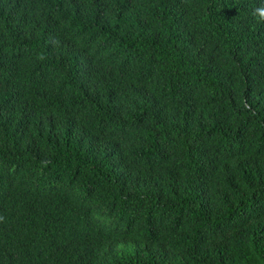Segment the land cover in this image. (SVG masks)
I'll return each instance as SVG.
<instances>
[{
	"label": "trees",
	"instance_id": "1",
	"mask_svg": "<svg viewBox=\"0 0 264 264\" xmlns=\"http://www.w3.org/2000/svg\"><path fill=\"white\" fill-rule=\"evenodd\" d=\"M261 8L0 0V264H264Z\"/></svg>",
	"mask_w": 264,
	"mask_h": 264
},
{
	"label": "clouds",
	"instance_id": "2",
	"mask_svg": "<svg viewBox=\"0 0 264 264\" xmlns=\"http://www.w3.org/2000/svg\"><path fill=\"white\" fill-rule=\"evenodd\" d=\"M257 12L259 13L258 22H264V8L257 9ZM255 15V13H254ZM2 219V218H0Z\"/></svg>",
	"mask_w": 264,
	"mask_h": 264
}]
</instances>
